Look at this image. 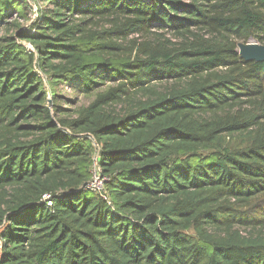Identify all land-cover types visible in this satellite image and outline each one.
<instances>
[{
  "label": "trees",
  "instance_id": "obj_1",
  "mask_svg": "<svg viewBox=\"0 0 264 264\" xmlns=\"http://www.w3.org/2000/svg\"><path fill=\"white\" fill-rule=\"evenodd\" d=\"M33 1L0 0V264H264V0Z\"/></svg>",
  "mask_w": 264,
  "mask_h": 264
},
{
  "label": "rangeland",
  "instance_id": "obj_2",
  "mask_svg": "<svg viewBox=\"0 0 264 264\" xmlns=\"http://www.w3.org/2000/svg\"><path fill=\"white\" fill-rule=\"evenodd\" d=\"M24 1H25V3H24ZM24 1H22L23 3L21 2V5H22L21 7H23V15L25 16V18L22 20H19V22H18L21 31L29 30L28 28H30L34 23L35 24L39 23V21H36V19H37V17H36L37 12L36 11L38 10V7H44V5L41 6V4L37 1H33V0H24ZM16 18H18L17 15H16ZM16 18L13 17L11 20L15 21ZM15 32H16V29H15V31L11 32V35H14ZM31 32H33V31H31ZM249 43L257 44L254 40H249ZM21 45H23L25 48H27L30 53L34 52L33 48H31L30 45H28L26 43H21ZM36 73L38 75L40 74V77L46 82V78L42 73H40L38 70L36 71ZM65 95L67 98H72L71 91H67L65 93ZM84 104H87V101H86V99L81 98V99H79L77 106L84 105Z\"/></svg>",
  "mask_w": 264,
  "mask_h": 264
},
{
  "label": "water",
  "instance_id": "obj_3",
  "mask_svg": "<svg viewBox=\"0 0 264 264\" xmlns=\"http://www.w3.org/2000/svg\"><path fill=\"white\" fill-rule=\"evenodd\" d=\"M237 50L239 57L245 62L264 63V46L255 43H238Z\"/></svg>",
  "mask_w": 264,
  "mask_h": 264
},
{
  "label": "built area",
  "instance_id": "obj_4",
  "mask_svg": "<svg viewBox=\"0 0 264 264\" xmlns=\"http://www.w3.org/2000/svg\"><path fill=\"white\" fill-rule=\"evenodd\" d=\"M24 1V0H21ZM25 3V1H24ZM37 12V11H36ZM14 18H16V15L13 16ZM37 17V16H36ZM27 44V43H26ZM29 45V44H28ZM31 47V46H30ZM32 48V47H31ZM27 49V48H26ZM28 50V49H27ZM105 179H101L100 175H98V172L95 168L94 173H93V177L92 180L87 184V188L89 190H93V191H97V192H101L102 188H103V182ZM48 197H45L44 199H47ZM47 206H51L50 202H47Z\"/></svg>",
  "mask_w": 264,
  "mask_h": 264
}]
</instances>
